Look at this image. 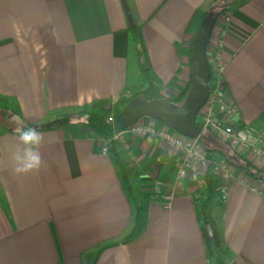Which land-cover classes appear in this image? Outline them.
<instances>
[{"label":"crops","instance_id":"obj_1","mask_svg":"<svg viewBox=\"0 0 264 264\" xmlns=\"http://www.w3.org/2000/svg\"><path fill=\"white\" fill-rule=\"evenodd\" d=\"M129 3L158 88L171 98L191 80V60L181 52L192 38L189 24L198 11L224 9L207 55L222 42L223 78L239 121L264 127V0ZM128 28L122 0H0V95L15 98L19 119L44 137L40 170L18 174V134L0 123V264H84L83 254L128 234L149 193L144 233L105 249L97 264H218L207 253L195 184L178 180L176 171L162 189L158 175L176 163L164 140L131 128L117 134L136 174L131 200L113 156L102 152L104 139L85 124H58L95 101L117 102L139 82L138 62L131 78ZM138 124L172 129L151 117ZM208 144L217 149L208 153L213 160L221 159L219 149H232L216 138ZM249 161L264 169L261 159ZM213 218L229 250L226 264H264V184L236 169Z\"/></svg>","mask_w":264,"mask_h":264},{"label":"trees","instance_id":"obj_2","mask_svg":"<svg viewBox=\"0 0 264 264\" xmlns=\"http://www.w3.org/2000/svg\"><path fill=\"white\" fill-rule=\"evenodd\" d=\"M217 14H220L224 9L214 8ZM208 14V11H198L189 24V32L192 33V38L188 44L181 49L189 60L192 52V41L195 38L202 20ZM129 33V50L130 53L136 57L138 65L141 70L140 81L134 86L135 92L131 97L126 100L113 102L111 100H99L84 106V108L77 114L68 115L63 118L59 125L65 124H85L87 128L97 137L109 140L110 154L114 158L115 165L118 169L119 176L122 181L123 189L125 190L129 199L134 200V188L132 185V179L136 174L131 170L130 163L127 159L126 152L119 144L114 136L117 134L114 125L109 121L111 115L115 117L122 111L127 102L134 96L143 95L148 100L168 98L175 104H179L185 98L191 80L187 84L185 90L176 98H171L162 93L158 88V82H156L155 74L152 71L150 58L146 42L143 35V28L141 24L135 27L128 28ZM212 76L210 77V83ZM6 111L13 116L21 117V108L18 101L10 96L0 95V117L1 112ZM1 123V121H0ZM197 123L201 124L200 117H197ZM207 132V131H205ZM209 133V132H207ZM208 152H216L217 149L205 142ZM224 146H228L224 143ZM229 147V146H228ZM231 149V148H230ZM220 151L221 159L227 161L229 164L243 171L244 174L264 184V169L257 167L251 161H249L243 154H240L233 149L229 152L224 150ZM216 154V153H215ZM177 164L173 163L168 169L163 170L158 179L163 183V191L169 188L173 182V176L177 171ZM223 189L220 187V181L217 180L213 173L212 166L205 174V186L204 189L199 191L197 199V211L198 216L202 224V231L205 238L207 247V253L210 257H216L218 264H226L223 256L229 251L223 244L219 229L213 218V210L217 207H223L225 204V195L222 193ZM153 200V194H145L142 202L136 207L134 224L132 229L120 242L105 243L95 250L83 254L84 264H97L102 252L119 243H130L139 238L147 228L148 224V209L151 201ZM207 226H211L213 230V236L211 237L207 231Z\"/></svg>","mask_w":264,"mask_h":264},{"label":"built area","instance_id":"obj_3","mask_svg":"<svg viewBox=\"0 0 264 264\" xmlns=\"http://www.w3.org/2000/svg\"><path fill=\"white\" fill-rule=\"evenodd\" d=\"M227 21L229 17L226 18ZM222 42L212 44L207 59L211 69L212 81L210 83V95L200 111L201 126L204 131L211 133L217 139L223 141L234 151L243 154L248 160L259 158L264 162V127L240 122V113L235 103L228 97L227 85L223 78L224 66L220 52ZM199 116V115H198ZM109 121L114 125L115 115H111ZM136 134H151L164 140L168 147L175 151L177 164V179L191 180L198 190H203L205 178L203 172L208 163L223 166L225 171L222 176L223 194L227 184L232 180L234 172L228 168L222 159H211L201 145L200 138H190L181 135L175 130L158 131L154 128L139 125L138 122L130 127ZM117 138V134L114 139ZM103 154H109V140H104ZM227 167V169H226ZM227 171V172H226ZM216 172V171H215ZM225 173V174H224ZM167 199L172 194H167ZM165 197V198H166Z\"/></svg>","mask_w":264,"mask_h":264},{"label":"water","instance_id":"obj_4","mask_svg":"<svg viewBox=\"0 0 264 264\" xmlns=\"http://www.w3.org/2000/svg\"><path fill=\"white\" fill-rule=\"evenodd\" d=\"M122 4L129 27H135L137 22L129 0H122ZM217 18L218 14L213 9L209 10L192 41L191 83L183 101L175 104L168 98L148 100L143 95L134 96L115 117L114 128L117 134L135 125L142 118L151 117L183 136L200 138L207 143L215 142V138L208 135L197 123V117L210 95L211 69L207 59V46ZM207 231L212 237L211 226H207Z\"/></svg>","mask_w":264,"mask_h":264},{"label":"clouds","instance_id":"obj_5","mask_svg":"<svg viewBox=\"0 0 264 264\" xmlns=\"http://www.w3.org/2000/svg\"><path fill=\"white\" fill-rule=\"evenodd\" d=\"M14 131L18 134L19 144L13 153L14 171L18 174H28L39 171L43 164L39 147L44 139L43 134L37 128L29 127L18 121Z\"/></svg>","mask_w":264,"mask_h":264},{"label":"rangeland","instance_id":"obj_6","mask_svg":"<svg viewBox=\"0 0 264 264\" xmlns=\"http://www.w3.org/2000/svg\"><path fill=\"white\" fill-rule=\"evenodd\" d=\"M215 12H216V10L215 9H213ZM218 19V18H217ZM135 59V61H132V63L134 64V73H132V75H131V78H132V80H135L136 79V77H137V75H136V73H135V70H137V68H138V66H137V60H136V57L134 58ZM140 81V80H139ZM135 92V89L134 88H132L129 92H127L128 93V96L130 97L133 93ZM128 96H126V97H124V98H122V99H120V100H118V101H124V100H126L127 98H129ZM202 111V110H201ZM13 117H15V118H17V120L18 121H20V122H22L19 118H18V116H13L11 113H9V112H6V111H3V112H1V117H0V121H1V123H3L4 125H6L5 127H16L17 126V121L16 120H13ZM199 117H200V113H199ZM24 124V123H23ZM1 126H2V124H1ZM207 133V132H206ZM211 134V133H210ZM212 135V134H211ZM213 136V135H212ZM214 137V136H213ZM214 138H216V137H214ZM217 139V138H216ZM219 140V139H218ZM220 142H222V143H224L223 141H221V140H219ZM200 142H201V145H202V147L204 148V150H205V152H207V153H209L208 152V150H207V146H206V144H205V142L203 141V140H201L200 139ZM216 160H217V158H216ZM223 160V159H222ZM224 162H226V165L228 166V168L230 169V171L232 170V172H234V176H233V178L235 177V171H236V169H239V168H236V167H234L233 165H231V164H229L227 161H225V160H223ZM212 166V169H213V173H214V175H215V177L217 178V180H219L220 181V187H221V185L223 186V182H225L226 181V178H224L223 176H222V174H223V172L225 171V169H223V166H221V165H219V166H217L216 165V162L214 163H208L207 164V170L206 171H204L203 172V176H204V178H205V174H206V172L209 170V168ZM226 169H227V167H226ZM216 171V172H215ZM227 172V171H226ZM243 172V171H242ZM225 174V173H224ZM248 176V175H247ZM225 179V181H224V179ZM248 177H250V176H248ZM232 178V179H233ZM224 189V188H223ZM198 190V189H197ZM199 191H201V190H198V194H199ZM223 193V192H222ZM143 199H144V196H143ZM142 199V200H143ZM224 257V256H223ZM216 258V257H215Z\"/></svg>","mask_w":264,"mask_h":264}]
</instances>
